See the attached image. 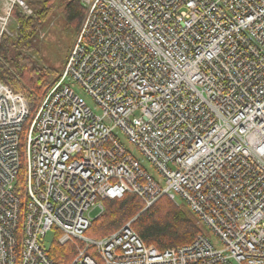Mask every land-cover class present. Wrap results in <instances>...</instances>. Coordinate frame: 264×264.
Returning a JSON list of instances; mask_svg holds the SVG:
<instances>
[{"label":"built area","instance_id":"1","mask_svg":"<svg viewBox=\"0 0 264 264\" xmlns=\"http://www.w3.org/2000/svg\"><path fill=\"white\" fill-rule=\"evenodd\" d=\"M79 2L62 73L33 109L0 81V264H55L54 243L69 264H264V0ZM15 11L32 15L0 0V44ZM126 193L143 211L183 202L202 232L162 251L132 221L88 236Z\"/></svg>","mask_w":264,"mask_h":264},{"label":"trees","instance_id":"2","mask_svg":"<svg viewBox=\"0 0 264 264\" xmlns=\"http://www.w3.org/2000/svg\"><path fill=\"white\" fill-rule=\"evenodd\" d=\"M32 10L26 17L15 11V33L5 35L0 44V81L13 93H21L29 103L36 104L39 96L55 82V74L45 71L40 63L38 37L58 14L64 27L74 33L78 28L83 7L79 0H24ZM59 11V13H58ZM104 211L94 219L87 235L104 238L132 221L133 231L146 245L158 250L190 243L202 232L190 211L177 206L166 197L160 198L143 211L142 201L133 194L120 199L104 200ZM72 248L52 244L49 251L55 264H69Z\"/></svg>","mask_w":264,"mask_h":264},{"label":"rangeland","instance_id":"3","mask_svg":"<svg viewBox=\"0 0 264 264\" xmlns=\"http://www.w3.org/2000/svg\"><path fill=\"white\" fill-rule=\"evenodd\" d=\"M58 13H59V11H58ZM79 26H80V24H79ZM79 26L76 29V31L74 33H72L71 31L67 30L64 27V23H63L62 19L60 18V16L58 14H55L54 18L49 23L47 28L44 29L43 31H41L39 34L38 47H39L40 58H41L40 63H42L41 66H43L42 68L45 71L52 72L53 74H55V72L57 71L58 72V74L56 76L57 78L62 73L64 63H65L67 55L71 49V46L74 42V39H75L76 34L78 32ZM14 31H15V22L12 23L10 26V33H13ZM66 80L67 81L70 80L69 76L66 77ZM76 92L79 93L85 99L86 103L90 107H92V108L94 107L93 101L89 97H87L85 94H83L80 90H76ZM17 94L22 95L21 93H17ZM43 94L44 93H42L39 96V98ZM24 99L26 100L25 97H24ZM26 102H27V100H26ZM36 103H37V101H36ZM27 104L29 106L28 102H27ZM35 105H32V106L34 107ZM29 108H30V110L33 109L30 106H29ZM129 148H130L131 154L134 157L141 159V156L137 152V150H135L132 147H129ZM142 166L151 176H153L157 179L156 172L153 170V168L151 166H149V164L142 162ZM177 201L180 202V199H177ZM179 206L188 210L187 206L183 202H180ZM95 215H96V212H93V216H95ZM204 233L208 236L210 235V238L213 242L216 241L215 237L213 235H211L209 230L205 229ZM53 239H54V234L52 232H50L47 234L46 238L42 241L46 250L51 246ZM220 247L221 246H218V248H220Z\"/></svg>","mask_w":264,"mask_h":264}]
</instances>
